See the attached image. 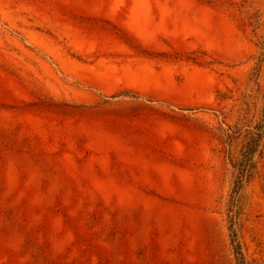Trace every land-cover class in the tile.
Listing matches in <instances>:
<instances>
[{
    "label": "rangeland",
    "instance_id": "1",
    "mask_svg": "<svg viewBox=\"0 0 264 264\" xmlns=\"http://www.w3.org/2000/svg\"><path fill=\"white\" fill-rule=\"evenodd\" d=\"M263 105L264 0H0V264H264Z\"/></svg>",
    "mask_w": 264,
    "mask_h": 264
},
{
    "label": "trees",
    "instance_id": "2",
    "mask_svg": "<svg viewBox=\"0 0 264 264\" xmlns=\"http://www.w3.org/2000/svg\"><path fill=\"white\" fill-rule=\"evenodd\" d=\"M71 56L74 58H77L74 55H71ZM263 132H264V105L262 109V124L255 126L253 128V131L246 130L245 141L240 151L239 159L234 164V168H236L240 172L238 186L235 189L236 190L235 195L241 189L242 180L244 178L249 177V170L252 167V159H253L254 154L259 149ZM236 207H237V197L235 198V203L233 204V208H232L233 217H235V214H236V209H235ZM234 224H235V221L233 218L232 223H231V228H230L232 230L231 245H232L234 254L236 256L237 264H245V260L241 252V249L239 247V244L236 243V240H235V232L233 231Z\"/></svg>",
    "mask_w": 264,
    "mask_h": 264
}]
</instances>
